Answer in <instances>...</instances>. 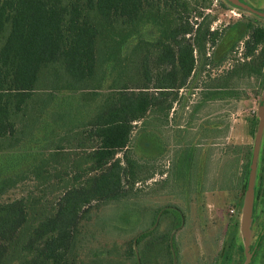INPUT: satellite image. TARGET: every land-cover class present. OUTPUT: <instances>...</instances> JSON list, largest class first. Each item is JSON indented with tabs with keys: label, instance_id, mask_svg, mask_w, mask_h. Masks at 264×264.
I'll list each match as a JSON object with an SVG mask.
<instances>
[{
	"label": "trees",
	"instance_id": "1",
	"mask_svg": "<svg viewBox=\"0 0 264 264\" xmlns=\"http://www.w3.org/2000/svg\"><path fill=\"white\" fill-rule=\"evenodd\" d=\"M211 3L0 0V152L40 131L45 141L31 165L13 175L0 167V264H101L82 262L81 223L94 207L120 202L140 182L166 174L149 165L152 157L134 158L133 133L158 135L197 59L216 45L219 32L199 11ZM193 14L202 21L190 23ZM148 26L157 33L152 41L143 36ZM246 38L250 61L243 65L252 75L254 62L258 71L264 65V51L258 58L255 52L264 45V25L249 24ZM16 191L20 196L5 199ZM171 210L161 209L136 236L125 251L129 264H149L147 254L166 242L171 249L174 239L163 235L160 244L153 229Z\"/></svg>",
	"mask_w": 264,
	"mask_h": 264
},
{
	"label": "rangeland",
	"instance_id": "2",
	"mask_svg": "<svg viewBox=\"0 0 264 264\" xmlns=\"http://www.w3.org/2000/svg\"><path fill=\"white\" fill-rule=\"evenodd\" d=\"M239 1L248 5L245 0ZM249 1L251 7L264 8V0ZM199 11H203L206 22L211 21V30L219 32L216 45L208 46L206 56L197 59L191 78L179 91L168 124L156 128L154 135H158L141 139L138 129L133 133L134 158L150 156L149 165L166 174L140 182L120 202L101 204L91 210L80 226L83 263L97 259L101 264H129L125 251L133 246L136 236L152 227L161 209L171 207L175 210L163 216L160 213L153 228L155 236L160 235L155 238L160 244H164L163 237L160 238L163 235L170 236L169 242L174 239L171 249L167 242L154 247V253L147 254L149 264H171L172 259L174 264H210L222 254L236 221L241 220L239 197L244 191L233 187L236 180L241 185L236 160L226 155L205 162L204 150L209 142L240 144L244 151L253 147L254 139L249 132L253 124L255 127L259 124L264 80L245 71L248 65L243 64L250 60L244 59L243 53L248 25H264V16L258 18L253 10L228 0H212L208 9ZM195 17L190 15V23L202 21H196ZM156 34L148 26L143 36L152 41ZM130 43L134 47L138 40L131 39ZM252 65H257V61ZM239 69L244 71L232 75ZM223 127L230 128V133L225 134L229 139H215L214 134L210 137L214 129ZM196 143L200 146L196 148L194 161L191 149ZM43 145L40 131L19 148L0 152L4 174L13 175L31 165L40 157ZM18 196L20 191L5 199Z\"/></svg>",
	"mask_w": 264,
	"mask_h": 264
},
{
	"label": "flooded vegetation",
	"instance_id": "3",
	"mask_svg": "<svg viewBox=\"0 0 264 264\" xmlns=\"http://www.w3.org/2000/svg\"><path fill=\"white\" fill-rule=\"evenodd\" d=\"M245 1L249 6L252 3L249 0H245ZM258 8L260 10H256V11L264 14V8H260V7ZM254 15L258 18H262L261 17L262 15L260 14L255 13ZM263 51H264V45L259 44L257 47V50L255 51L256 58H258V56H260V54ZM259 66L260 64L257 63L256 65L257 71L253 72L252 76H255V77L261 76L262 80H264V65L258 71ZM262 101H264V94L262 97ZM259 123H260V120H259ZM258 126L254 134L252 131L249 132L253 136V139H254L253 147L250 151L242 150L243 146H241L240 144H235L232 146L229 143H221V142L220 143L209 142L207 144V147L204 150V154H205L204 161L205 162L208 160L214 159L216 156L223 158V157H226V155L236 160L237 167L238 169H240V173H239L240 176H238V178L240 179L241 185H239L238 181L236 180V184L233 187H235L236 190L243 188V191H244L242 192V196L239 197V206L241 205L242 202L244 204L246 192L248 190L249 177H250L249 175L251 171L253 151H254V146H255V137L257 134ZM229 129L230 128L228 127L216 128L212 131V134L210 137H212V135L214 134L213 137H216L215 139H222L223 137H225V139H229V137L225 135V134L230 133ZM193 158L195 161L196 155ZM238 161H239V164H238ZM249 163H250V170H249V174H247V165ZM210 193H214V191H210ZM242 209H243V206L242 208L240 207L239 209L240 213H242ZM232 231H231L232 233L231 239L229 243L224 247V251L222 252V254L218 255L219 257L213 258V261L210 264H247V262L248 264H264V132H263L262 141H261L256 181H255V186H254L253 211H252L251 223H250L249 245L247 249L245 247V239L243 237V233L241 229V220H240V225L239 226L234 225V228ZM233 235H234V238H233ZM232 238L234 239L236 246L234 250H232L233 254L226 258L225 253L227 252V250H229V248L232 245L231 244Z\"/></svg>",
	"mask_w": 264,
	"mask_h": 264
},
{
	"label": "water",
	"instance_id": "4",
	"mask_svg": "<svg viewBox=\"0 0 264 264\" xmlns=\"http://www.w3.org/2000/svg\"><path fill=\"white\" fill-rule=\"evenodd\" d=\"M236 5L246 8L247 10H253L254 13L260 14L264 16L263 13H260L254 10L251 6L245 5L244 3L240 2L239 0H228ZM260 123L258 126L257 134L255 137V146L253 151V160L251 164V171L249 177V184L248 190L246 192L243 209H242V217H241V229L243 233V237L245 239V247L248 248L249 245V238H250V223H251V216L253 211V200H254V186L256 181V174L258 168V159L260 155V148H261V141L264 132V101L260 108ZM248 264V262H247Z\"/></svg>",
	"mask_w": 264,
	"mask_h": 264
},
{
	"label": "crops",
	"instance_id": "5",
	"mask_svg": "<svg viewBox=\"0 0 264 264\" xmlns=\"http://www.w3.org/2000/svg\"><path fill=\"white\" fill-rule=\"evenodd\" d=\"M199 146H200V144L199 143L198 144L196 143V144H194L193 148L191 149V159L192 160H194L193 157L196 155V153L198 154L197 149H198ZM195 151H196V153H195ZM204 159H205V154H204Z\"/></svg>",
	"mask_w": 264,
	"mask_h": 264
},
{
	"label": "built area",
	"instance_id": "6",
	"mask_svg": "<svg viewBox=\"0 0 264 264\" xmlns=\"http://www.w3.org/2000/svg\"><path fill=\"white\" fill-rule=\"evenodd\" d=\"M234 210H232L231 212H233Z\"/></svg>",
	"mask_w": 264,
	"mask_h": 264
}]
</instances>
